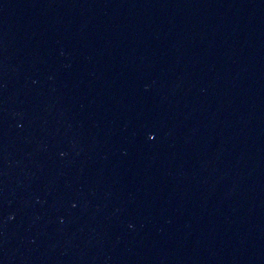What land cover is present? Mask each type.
<instances>
[{
  "label": "water",
  "instance_id": "95a60500",
  "mask_svg": "<svg viewBox=\"0 0 264 264\" xmlns=\"http://www.w3.org/2000/svg\"><path fill=\"white\" fill-rule=\"evenodd\" d=\"M0 264H264V0H0Z\"/></svg>",
  "mask_w": 264,
  "mask_h": 264
}]
</instances>
